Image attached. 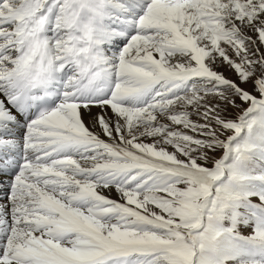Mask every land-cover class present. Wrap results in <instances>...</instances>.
<instances>
[{
  "label": "snow or ice",
  "instance_id": "1",
  "mask_svg": "<svg viewBox=\"0 0 264 264\" xmlns=\"http://www.w3.org/2000/svg\"><path fill=\"white\" fill-rule=\"evenodd\" d=\"M0 264H264V0H0Z\"/></svg>",
  "mask_w": 264,
  "mask_h": 264
},
{
  "label": "rangeland",
  "instance_id": "2",
  "mask_svg": "<svg viewBox=\"0 0 264 264\" xmlns=\"http://www.w3.org/2000/svg\"><path fill=\"white\" fill-rule=\"evenodd\" d=\"M222 71L225 72V74L229 75V76H232L233 74L227 69V68H222L221 69ZM234 78V77H233Z\"/></svg>",
  "mask_w": 264,
  "mask_h": 264
},
{
  "label": "bare ground",
  "instance_id": "3",
  "mask_svg": "<svg viewBox=\"0 0 264 264\" xmlns=\"http://www.w3.org/2000/svg\"><path fill=\"white\" fill-rule=\"evenodd\" d=\"M94 111H96V110L94 109Z\"/></svg>",
  "mask_w": 264,
  "mask_h": 264
}]
</instances>
